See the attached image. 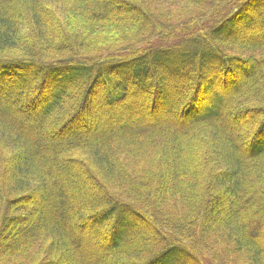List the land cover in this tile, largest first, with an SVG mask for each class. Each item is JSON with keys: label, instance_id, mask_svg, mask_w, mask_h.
<instances>
[{"label": "trees", "instance_id": "1", "mask_svg": "<svg viewBox=\"0 0 264 264\" xmlns=\"http://www.w3.org/2000/svg\"><path fill=\"white\" fill-rule=\"evenodd\" d=\"M0 102V264H264V0H0Z\"/></svg>", "mask_w": 264, "mask_h": 264}, {"label": "rangeland", "instance_id": "2", "mask_svg": "<svg viewBox=\"0 0 264 264\" xmlns=\"http://www.w3.org/2000/svg\"><path fill=\"white\" fill-rule=\"evenodd\" d=\"M159 11L161 12V9L158 10L157 12H159ZM166 11L168 12V14H169L168 17H170V19H173V20H179V19H180V18L175 19V18H173V17L171 16V15L177 14L178 9L171 8V9L166 10ZM181 26H182V24H180V25L178 26V28H180ZM184 28H185V30H188V29H189L187 25H185ZM170 41H171V39H167V40H166V42H170ZM235 75L237 76V75H241V74L237 73V74H235ZM185 104H187L186 99H183V98H179V99H178V97H177V99L175 100L174 105H173L174 112H175V113H176V112L178 113V112L180 111V108H181L183 105H185ZM149 105H151V104H149ZM5 106H6V104H2V103L0 102V109L3 108V107H5ZM16 108H17V107H16ZM12 112L15 113L16 115H18V116H19V119H23L24 117L27 116L26 114H22L21 112L16 111L15 108L12 110ZM174 112H172V113H174ZM135 114H137V113L135 112ZM86 118L88 119V121H90V119H91V118H89V116H87ZM145 121H147V120L145 119ZM28 124H30V121H29L28 119H24V121H23V125L26 126V125H28ZM229 128H230V127H229ZM30 131H31V134H32V135H35V134L37 135L38 132H39V127H38V126H36V127H30ZM46 140L49 141V142H52V141H54L55 139H54V137H53L52 135H47ZM95 238H96V237H93V236H92V238H91V237L88 236V234H85L84 243L81 242V244H79V245L77 246V249H79V250H78V253H82V251H83V253H84L85 251L92 250V254H91V255L89 254L90 252H88V253L85 254L84 257L81 256L83 260H86V259H92L93 256L95 255V252H93V251H95L94 247L92 246V244H89V242H88L89 240H90V242H93V241L96 242V241L94 240ZM210 263H211V262H210ZM210 263H209V264H210Z\"/></svg>", "mask_w": 264, "mask_h": 264}]
</instances>
